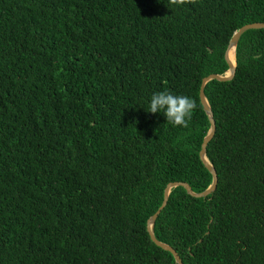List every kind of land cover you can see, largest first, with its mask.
I'll list each match as a JSON object with an SVG mask.
<instances>
[{"label":"trees","instance_id":"1","mask_svg":"<svg viewBox=\"0 0 264 264\" xmlns=\"http://www.w3.org/2000/svg\"><path fill=\"white\" fill-rule=\"evenodd\" d=\"M253 22L264 0H0V264H176L146 222L167 183L210 184L201 80ZM235 61L203 88L215 189L173 187L153 224L183 264H264V27ZM165 90L187 128L148 111Z\"/></svg>","mask_w":264,"mask_h":264},{"label":"water","instance_id":"2","mask_svg":"<svg viewBox=\"0 0 264 264\" xmlns=\"http://www.w3.org/2000/svg\"><path fill=\"white\" fill-rule=\"evenodd\" d=\"M263 27H264V22H253V23L244 24L241 27H239L237 30H235L233 32L232 36L230 37L228 45H227L225 52H224V57H225V60L228 64L227 71H225L223 74H209V75L203 77L201 80V84H200V88H199V99H200V102L203 106V110L208 117L210 126H209V130L207 131L205 137L202 139V142L200 144L199 157H200L201 162L205 166V168L209 171V173L212 176L210 184L204 190H202L200 192H194V191H192L191 187L186 182H169V183H167L164 190H163V199H162L160 206L147 219L146 230L149 234L151 241L155 245L161 247L162 249L169 251L173 255L176 264H183L181 261V258L179 257L177 252L171 246H169L168 244L163 243V242H161L155 238L154 233H153L154 221H155L157 215L159 214V212L161 211V209L165 206L167 199H168V196H169V193H170V190L173 187L180 185L186 190V192L188 194H190L191 196H194V197H205L207 194L211 193L215 189L216 183H217V175H216L214 167L212 166V164L208 160L206 153H205L206 145L211 140V138L213 137V134L215 131V122H214L213 117H212V112H211L210 106H209L207 99L204 95L203 88H204V85L209 80L216 79L219 81H225V80H229L233 77V75L235 73V66H236L235 47H236V44H237V41H238L240 35L248 29L263 28ZM232 50L234 52V62L230 58V53Z\"/></svg>","mask_w":264,"mask_h":264},{"label":"clouds","instance_id":"3","mask_svg":"<svg viewBox=\"0 0 264 264\" xmlns=\"http://www.w3.org/2000/svg\"><path fill=\"white\" fill-rule=\"evenodd\" d=\"M195 3L196 0H168L169 6ZM254 59H259V56L254 57ZM195 107V101L189 96L174 95L172 92L165 90L156 92L151 96L148 111L153 114L162 112L166 117L167 123L187 128L188 121L191 119V114Z\"/></svg>","mask_w":264,"mask_h":264},{"label":"bare ground","instance_id":"4","mask_svg":"<svg viewBox=\"0 0 264 264\" xmlns=\"http://www.w3.org/2000/svg\"><path fill=\"white\" fill-rule=\"evenodd\" d=\"M230 58H231V60L234 62V52H233V50H232L231 53H230Z\"/></svg>","mask_w":264,"mask_h":264}]
</instances>
